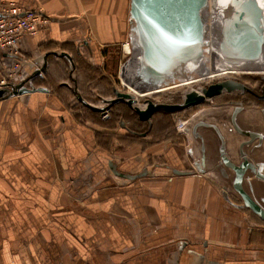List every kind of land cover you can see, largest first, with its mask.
Instances as JSON below:
<instances>
[{
    "label": "crops",
    "instance_id": "crops-1",
    "mask_svg": "<svg viewBox=\"0 0 264 264\" xmlns=\"http://www.w3.org/2000/svg\"><path fill=\"white\" fill-rule=\"evenodd\" d=\"M15 1L49 23L19 56L0 55V79L20 62L13 85L27 90L0 99V264H264V219L234 188L235 172L215 169V132L197 147L191 137L197 123L216 122L240 163L249 138L230 120L205 117L187 137L159 124L141 134L137 116L104 121L86 103L103 109L109 98L91 101L67 82L81 58L102 66L125 40L131 0ZM254 145L243 150L257 164L264 150ZM248 181L263 197L264 179L247 171L246 190Z\"/></svg>",
    "mask_w": 264,
    "mask_h": 264
},
{
    "label": "water",
    "instance_id": "water-1",
    "mask_svg": "<svg viewBox=\"0 0 264 264\" xmlns=\"http://www.w3.org/2000/svg\"><path fill=\"white\" fill-rule=\"evenodd\" d=\"M209 0H131L130 17L133 19V31L141 42L140 50L147 66L157 78L165 81L166 76L176 71H196L204 59V9ZM218 29L212 39V46L231 67L246 70L260 67L264 63V3L263 0H213L211 1ZM167 37H171L169 40ZM68 57L69 54L64 52ZM194 73V72H193ZM252 91L248 84L236 79H226L209 84L199 92L186 93L180 103L155 102L150 96L136 97L129 92L114 90L116 97L107 100L109 104L120 101L129 105L142 121L151 122L156 112H176L203 103L223 92ZM27 91L20 84L0 87V99ZM80 98V96H79ZM139 98H144L145 107H141ZM81 99V98H80ZM87 106L95 111L104 108ZM213 127L222 140L220 130ZM247 134V133H246ZM252 139L256 136L248 133ZM205 138V137H204ZM206 139V138H205ZM243 141L239 151L243 158L240 163L229 159L221 141L220 155L222 176L229 177L228 170L235 172L233 184L242 199L264 219L261 207L243 187L246 172L251 171L264 179L257 170L258 164L251 162L243 151V145L252 141ZM205 156L202 158L204 163ZM260 168V166H259ZM205 171V169H203Z\"/></svg>",
    "mask_w": 264,
    "mask_h": 264
},
{
    "label": "rangeland",
    "instance_id": "rangeland-1",
    "mask_svg": "<svg viewBox=\"0 0 264 264\" xmlns=\"http://www.w3.org/2000/svg\"><path fill=\"white\" fill-rule=\"evenodd\" d=\"M128 41L130 42L129 32L125 40L119 46L115 47L114 52L108 57V60L102 63V66H104L103 67L104 70H102V66L100 65H94V64L90 65L87 58L85 59L78 58L80 59L81 66L84 65L83 66L84 69L81 67L79 70L76 69L75 71L67 70L66 74H67V77L69 78L67 82L71 84L73 88L74 86L77 85L82 95H87L86 97L91 99V101H96L97 103H99L101 100L100 96H105V97H108L109 99L115 98L116 97V94L114 92L115 89L121 92L133 93L134 91L128 86L124 85L123 83L125 80V77L123 74L124 65L134 56L133 51L127 53L126 50L123 48V44H125ZM56 55L58 54L56 53ZM62 68H63L62 65L57 67L58 70H61ZM98 68H100L101 70H97ZM262 74L264 75V73H251L249 71H242V70L234 71L228 74L224 73L218 76L197 80L187 85L186 84L178 85L172 89H168V90H165L159 93L151 94V99L155 102H162V103H180L184 99L186 93L190 91L199 92L201 91L202 88L207 87L208 84L218 82L216 81V82H211V83H204L205 80L213 79V78H217L221 76H224L226 78L223 77L219 81L226 80V79H236L248 85H253V86L261 85L262 83L261 79L252 78L251 76H259ZM102 79H104L103 81L104 83H107V85H104V84L100 85V81ZM74 82H76V84H74ZM101 87H103L102 90H101ZM146 96H150V95H146ZM246 96H249V94H246ZM138 97H143V96L138 95ZM233 98L234 99L242 98L240 91H236V92H226L225 91L222 94L217 95L213 98L206 99V101L203 103H200L198 105L192 106L184 110H179V111L167 113V114H165L163 111L156 112L157 114L155 113L156 115L153 116L152 120L154 121L153 123L155 126L158 124L160 126L162 125V129H161L162 135L165 134V130L167 134L168 133L173 134L175 132L181 131L183 132V134L185 133L184 136L187 137L188 134L190 135V126L194 125L197 121L205 117L207 118V117L215 116L219 118V119L217 118V120H219L220 122H222V120L223 122L228 121L234 109L233 105L230 104V101ZM68 99L71 100L73 103H74V99L77 100L76 96L74 95V91H73V94H68ZM142 99L139 98L138 104L141 107H145L146 104L144 100ZM120 104L121 103H119V106ZM123 108L125 111L119 112L117 103L109 104L107 102L103 111H96V112L100 114V118L103 119L104 121H107L108 119L111 118V117L103 118V113L105 111H107L108 114L110 113L113 114V117H114V114H116V116L120 114H124V115L131 114L132 116L136 117V112L129 105L126 106V103H125ZM162 116H166V117H162ZM159 117H161L162 119L158 121ZM166 118H168L167 121H165ZM236 120L237 122L239 121L238 118ZM240 120L245 122L246 127L259 130V133H262L264 131V127H263L264 119H263L262 109L246 108L242 112V117L240 118ZM208 122H211V120ZM146 127L147 126H144V124L141 123V127L139 128V131L140 132L145 131ZM210 129L212 130V128L207 127V126L198 127L196 128V132L192 133L191 137L194 139V145L196 147L198 146V144L200 145L203 143V140L205 139L204 137L206 136L205 130H210ZM212 134L214 135V138L216 137L215 140L217 141V143L220 144V138L218 137L217 132L216 133L212 132ZM263 150H264V145H263ZM255 156H258V155L255 154ZM256 163L260 166V168L257 169L260 171V175H264V153L263 154L261 153L260 156L257 157ZM215 169L221 172L222 167L219 166V167H216ZM262 195L263 197L262 198L259 197V198L264 200V192Z\"/></svg>",
    "mask_w": 264,
    "mask_h": 264
},
{
    "label": "bare ground",
    "instance_id": "bare-ground-1",
    "mask_svg": "<svg viewBox=\"0 0 264 264\" xmlns=\"http://www.w3.org/2000/svg\"><path fill=\"white\" fill-rule=\"evenodd\" d=\"M211 1L209 0L208 7L204 9V14L207 16L204 24V59L201 67L196 71H176L169 76H166L165 81L161 78H157L153 74L151 69L147 66L143 55L140 50V40L138 35L133 36V41L125 44V50L127 53L133 51L134 56L124 65L123 74L125 77L124 85L131 88L134 92L132 93L136 97L151 95L159 93L168 89H172L178 85H187L194 81L205 79L208 77L218 76L224 73H232L234 71H240L237 67H231L224 62L221 55L212 46V39L215 32L218 29V23L214 18L213 10L211 7ZM264 3V0H263ZM209 35V36H206ZM209 54V55H208ZM210 62H209V60ZM242 71H249L251 73H264V63L258 68ZM194 72V73H193ZM205 75V76H204ZM137 94V95H136Z\"/></svg>",
    "mask_w": 264,
    "mask_h": 264
},
{
    "label": "built area",
    "instance_id": "built-area-1",
    "mask_svg": "<svg viewBox=\"0 0 264 264\" xmlns=\"http://www.w3.org/2000/svg\"><path fill=\"white\" fill-rule=\"evenodd\" d=\"M208 7V6H207ZM205 17L207 16L204 14ZM49 23V17L41 10L27 9L15 0H0V55L19 56L24 38L34 36ZM133 19H130L129 39L133 41ZM209 36V35H206ZM206 40L209 39L205 37ZM126 43H129L126 42ZM125 43V44H126ZM125 44L123 48L125 49ZM206 45V44H205ZM21 63L16 62L0 79V87L13 85L20 77ZM103 113V118L108 117Z\"/></svg>",
    "mask_w": 264,
    "mask_h": 264
},
{
    "label": "flooded vegetation",
    "instance_id": "flooded-vegetation-1",
    "mask_svg": "<svg viewBox=\"0 0 264 264\" xmlns=\"http://www.w3.org/2000/svg\"><path fill=\"white\" fill-rule=\"evenodd\" d=\"M227 74V73H226ZM224 76H221V77H217V78H213V79H207L204 81V83H211V82H216V81H219L221 78H223ZM262 81L261 85H248L251 87L252 91H240V94L242 95V98L240 99H232L230 101V104L233 105V111L230 115V122H231V127L233 128V130H235L236 132H239L243 135H245L246 137H248L249 139L248 140H251L252 137L250 135H247L248 133H253L255 134L256 136L252 139L251 142L249 143H246L245 145H243V148L246 146V145H250V144H255L254 145V148H258V147H263L264 145V131L262 133H259V130H256V129H252V128H249V127H246V124L244 121H241L240 118L242 117V112L246 109V108H251V109H262L263 110V119H264V75L262 74V76L260 75ZM209 78V77H208ZM226 78V77H224ZM209 85V84H208ZM255 87V88H254ZM236 92V91H235ZM246 94H249V96H246ZM111 99H114V98H111ZM110 100V99H108ZM144 100V99H142ZM121 102V101H120ZM220 105V104H218ZM157 114V113H156ZM154 114V115H156ZM116 115V114H114ZM153 115V116H154ZM136 116L138 117L139 119V116L138 114L136 113ZM109 117H113V114H109L108 115V118ZM162 117H166V116H162ZM213 118L211 119H214V121L216 120V117L215 116H212ZM239 119V121L237 122V118ZM153 118V117H152ZM151 118V122H148V121H141V123H145V126L146 129L145 131L143 132H139L141 134H143L144 132L145 133H150L151 130L155 129L157 130L156 126L154 125V121L152 120ZM201 123V124H200ZM200 123H197L196 126H195V130L192 131L193 132H196V128H198L199 126H206L204 125L205 123H208V124H213L215 125L218 129H219V126L216 122H206V121H201ZM120 124L123 125V126H126V121L124 119H121L120 121ZM207 127H210V126H207ZM264 127V125H263ZM212 128V130L215 132V129L213 127H210ZM220 130V129H219ZM183 133V132H182ZM216 133V132H215ZM247 133V134H246ZM221 141H223V138L222 140L220 139V146H221ZM205 142V139L203 140V143L204 144ZM189 152H192L193 151V148L192 147H189ZM219 150H220V147H219ZM244 151V150H243ZM191 154V153H190ZM259 168V167H258ZM257 168V169H258ZM234 186V184H233ZM235 188V187H234ZM246 190V189H245ZM250 196L261 206L264 208V200L256 197V194H255V188L253 187L252 183L250 181H248V187H247V190H246ZM240 195V194H239ZM241 197V195H240ZM242 198V197H241ZM262 198V197H261ZM248 206V205H247ZM249 207V206H248Z\"/></svg>",
    "mask_w": 264,
    "mask_h": 264
},
{
    "label": "trees",
    "instance_id": "trees-1",
    "mask_svg": "<svg viewBox=\"0 0 264 264\" xmlns=\"http://www.w3.org/2000/svg\"><path fill=\"white\" fill-rule=\"evenodd\" d=\"M261 76H262V75H261ZM251 77H252V78H256V79H257V78H258V79L261 78L260 75H259V76H251ZM164 113L167 114L168 112H164Z\"/></svg>",
    "mask_w": 264,
    "mask_h": 264
},
{
    "label": "snow or ice",
    "instance_id": "snow-or-ice-1",
    "mask_svg": "<svg viewBox=\"0 0 264 264\" xmlns=\"http://www.w3.org/2000/svg\"><path fill=\"white\" fill-rule=\"evenodd\" d=\"M167 39L171 40L172 38L171 37H167Z\"/></svg>",
    "mask_w": 264,
    "mask_h": 264
}]
</instances>
